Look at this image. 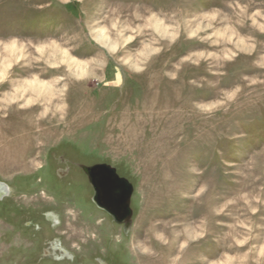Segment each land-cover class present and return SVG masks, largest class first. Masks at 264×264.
I'll list each match as a JSON object with an SVG mask.
<instances>
[{
    "label": "rangeland",
    "instance_id": "374dc122",
    "mask_svg": "<svg viewBox=\"0 0 264 264\" xmlns=\"http://www.w3.org/2000/svg\"><path fill=\"white\" fill-rule=\"evenodd\" d=\"M0 57V264H264V0H0Z\"/></svg>",
    "mask_w": 264,
    "mask_h": 264
},
{
    "label": "water",
    "instance_id": "95a60500",
    "mask_svg": "<svg viewBox=\"0 0 264 264\" xmlns=\"http://www.w3.org/2000/svg\"><path fill=\"white\" fill-rule=\"evenodd\" d=\"M88 179L93 187V202L107 212L117 221L119 216L126 218L131 216V196L133 194L132 184L120 176L116 168L107 163H97L88 167ZM126 231L131 222L126 221Z\"/></svg>",
    "mask_w": 264,
    "mask_h": 264
},
{
    "label": "flooded vegetation",
    "instance_id": "af4514ba",
    "mask_svg": "<svg viewBox=\"0 0 264 264\" xmlns=\"http://www.w3.org/2000/svg\"><path fill=\"white\" fill-rule=\"evenodd\" d=\"M88 167L86 168V175H87V178H88ZM88 181H89V179H88ZM90 183V182H89ZM8 185H5L3 188L4 189H0L1 191H0V195L2 196H6V195H8V192H9V187H7ZM99 208H101V207H99ZM131 208V207H130ZM102 210H104L105 212H107L105 209H103V208H101ZM132 210V209H131ZM108 214H110L109 212H107ZM111 215V214H110ZM112 216V215H111ZM131 217H132V213H131V216L130 217H128V218H126L129 222H131ZM112 218H113V220L116 222V223H118V224H121V225H123V227H124V229H126V226H127V223H126V221L127 220H125V217H122V216H119L118 218H119V220H122V221H117V220H115V218L112 216ZM132 223V222H131ZM132 225V224H131ZM130 225V226H131ZM130 228V227H129ZM56 245V247H57V243H54L53 244V246H55ZM58 248H61L60 250H62V249H64V248H62V247H58ZM54 249H56V248H54ZM58 251V250H57ZM57 251L55 252V253H57ZM64 251H65V249H64Z\"/></svg>",
    "mask_w": 264,
    "mask_h": 264
},
{
    "label": "bare ground",
    "instance_id": "6f19581e",
    "mask_svg": "<svg viewBox=\"0 0 264 264\" xmlns=\"http://www.w3.org/2000/svg\"><path fill=\"white\" fill-rule=\"evenodd\" d=\"M152 19V18H151ZM229 30V29H228ZM18 44V43H17ZM14 45H15V43H14ZM13 45V46H14ZM16 49H18V48H16ZM16 51V50H15ZM6 52V51H5ZM1 58V57H0ZM78 64H79V62H78ZM11 68V67H10ZM81 69V68H80ZM1 70V69H0ZM81 72H82V69H81ZM41 84V83H40ZM36 90V89H35ZM6 184H4V183H0V189L2 190V189H4L3 187L5 186ZM0 190V191H1ZM0 198H1V195H0Z\"/></svg>",
    "mask_w": 264,
    "mask_h": 264
}]
</instances>
